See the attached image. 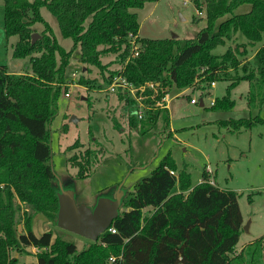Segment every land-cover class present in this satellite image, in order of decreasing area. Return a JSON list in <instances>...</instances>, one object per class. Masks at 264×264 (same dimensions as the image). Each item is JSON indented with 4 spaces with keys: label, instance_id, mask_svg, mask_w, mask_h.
I'll return each instance as SVG.
<instances>
[{
    "label": "trees",
    "instance_id": "16d2710c",
    "mask_svg": "<svg viewBox=\"0 0 264 264\" xmlns=\"http://www.w3.org/2000/svg\"><path fill=\"white\" fill-rule=\"evenodd\" d=\"M149 1L157 0H4L6 35H18L19 39L12 56L30 57L31 72L12 73L8 65L0 63V264H108L111 255L121 256L115 264L264 263V236L237 250L245 222L238 192L210 183L205 170L201 182L192 185L190 171L179 168L170 153L149 176L138 181L135 190L125 192L124 209L111 225L116 233L107 229L98 240L80 249L76 242L51 230L34 231L32 213L57 221L60 177L52 158L51 121L59 111L64 71L75 48L80 47L82 62L102 72L107 66L103 55H117L121 67L106 76L107 84L118 75L137 86L159 83L158 95L146 100L149 104L174 86L180 92L200 82L209 93L212 82L225 79L230 81L227 93L215 99L212 107L232 109L236 101L231 92L241 80L251 84L248 105H264V0H191L206 17L197 36L143 37L140 54L133 57L129 34L140 29L138 12L133 9ZM244 4L250 8L236 12ZM43 6L59 21L62 36L73 38L72 49H65L52 26L43 20ZM37 21L44 22L45 28L33 43ZM236 35L246 40L214 53ZM257 44L252 60L244 62L241 57L250 53L247 48ZM79 81L96 86L95 80L84 75ZM129 100L132 129L143 132L162 125L167 132L168 107L146 108L139 117L136 101ZM113 121L116 127L121 126ZM221 122L238 130L264 123V118L256 113ZM88 152L89 148L86 155ZM78 167L79 176L86 177L84 164ZM21 202L30 209L25 210L24 230L17 227ZM145 209L150 212L144 213ZM32 247H39L38 252ZM21 254H32L34 260L19 261Z\"/></svg>",
    "mask_w": 264,
    "mask_h": 264
},
{
    "label": "rangeland",
    "instance_id": "374dc122",
    "mask_svg": "<svg viewBox=\"0 0 264 264\" xmlns=\"http://www.w3.org/2000/svg\"><path fill=\"white\" fill-rule=\"evenodd\" d=\"M249 8V4H244L236 12H244ZM133 10L138 12L142 36L148 38H167L174 34L182 39L192 38L206 25L205 12L198 11L191 0L149 1L144 7ZM41 15L52 26L59 43L65 49H72L73 38L62 36L59 21L48 6L41 8ZM4 16V0H0V63L8 65L12 73L31 72L30 57L12 56L14 45L19 39L18 35H6ZM33 27L35 32L40 33L45 23L37 21ZM142 36H139L140 40ZM245 40L243 36L236 35L233 40L219 45L213 51L216 54L223 53L229 45L235 48ZM258 46L248 47L250 53L241 59L244 62L251 61ZM102 60L107 64L104 72L81 61L80 47L73 50L61 84L63 90L58 101L59 111L51 121L54 167L64 187L76 192L77 202L93 207L101 197H115L119 188L129 194L135 190L138 181L149 176L164 156L170 153L179 168L186 167L190 171L192 185L202 180L204 167L208 163L215 171L213 177L216 185L238 192V203L245 220L238 251L262 238L264 123L234 130L221 122L222 119H238L256 113L264 118V105L261 108L248 105L250 82L241 80L232 90L231 97L236 101L232 109L215 108L210 102L227 93L229 80L217 81L215 86L209 88V93L200 82L180 92L174 86L169 92L170 126L167 132L162 125L139 132L132 129L128 121L132 109L131 96H121L123 92L110 90V84L105 80L111 70L121 67L117 55L106 53ZM83 75L86 79L95 80L96 86L91 88L81 84L79 80ZM67 90L71 91V95L66 97L64 92ZM193 97L198 99V103L191 102ZM149 103V108L159 106L155 102ZM73 115L76 119L70 120ZM113 119L120 123L119 128ZM64 125H67L66 130ZM77 141L78 146L71 147ZM88 148L90 154L88 152L86 155ZM81 162L88 174L83 178L78 174ZM20 207L17 227L24 230L25 210L30 212V209L23 202ZM148 212L150 210H144V213ZM247 224L248 228L245 229ZM32 226L36 234L51 230L54 235L76 242L80 249L91 241L76 232L63 229L41 213H32ZM261 248L264 256V244ZM18 257L19 261L34 260L32 254ZM108 264H112L110 260Z\"/></svg>",
    "mask_w": 264,
    "mask_h": 264
},
{
    "label": "water",
    "instance_id": "95a60500",
    "mask_svg": "<svg viewBox=\"0 0 264 264\" xmlns=\"http://www.w3.org/2000/svg\"><path fill=\"white\" fill-rule=\"evenodd\" d=\"M40 37V33H32V42L35 43ZM173 37H177L174 34ZM202 105L204 102L200 99ZM76 117L71 116L70 120ZM115 197H101L96 204L89 205L78 203L76 192L73 189H67L59 178V211L57 215V225L70 232H76L90 240L96 241L112 225V222L119 216L121 211V202L125 190L119 188ZM248 228V224L244 226Z\"/></svg>",
    "mask_w": 264,
    "mask_h": 264
},
{
    "label": "built area",
    "instance_id": "2783aa9c",
    "mask_svg": "<svg viewBox=\"0 0 264 264\" xmlns=\"http://www.w3.org/2000/svg\"><path fill=\"white\" fill-rule=\"evenodd\" d=\"M129 40H130V52L132 53L131 55L137 56L140 53L141 50V40L139 39V36L137 33H130L129 34ZM216 82H212L211 85L215 86ZM159 83H154V82H147L143 85H134L133 83L129 82L123 75H118L117 77L114 78V80L112 81V83L109 85V89L112 91H116V93L118 92H123L125 94H128L129 96H131L132 99H134L136 101L137 104V108L135 110V112L138 114L139 117H142V114L144 112V110L146 108L151 107L150 105L147 104L146 99L151 98L154 99L159 91H160V86H158ZM147 88H150L152 90L151 94H148ZM64 95L70 96L71 95V91L67 90L66 92H64ZM169 95L170 93H166L164 97H162L159 100H156L155 103L161 107H168L169 106ZM191 102L193 103H198V99L196 98H192ZM211 105H213L215 102L214 100H211ZM204 170L207 171V173L209 174V182L216 185V182L214 180V170L212 168V166L210 164H206L204 167ZM173 173H175V171L171 170ZM109 230H111L112 232L116 233L117 230L114 227H110ZM33 252H38L39 247H32ZM121 259V256H115V255H111L109 256V260L110 263L115 264L118 260ZM108 260V261H109Z\"/></svg>",
    "mask_w": 264,
    "mask_h": 264
},
{
    "label": "crops",
    "instance_id": "0c3cea01",
    "mask_svg": "<svg viewBox=\"0 0 264 264\" xmlns=\"http://www.w3.org/2000/svg\"><path fill=\"white\" fill-rule=\"evenodd\" d=\"M138 35H139V36H142V34H141V28L139 29ZM142 37H145V36H142ZM215 85H216V83H215ZM214 173H215V171H214ZM200 182H201V181H200ZM243 218H244V217H243Z\"/></svg>",
    "mask_w": 264,
    "mask_h": 264
},
{
    "label": "bare ground",
    "instance_id": "6f19581e",
    "mask_svg": "<svg viewBox=\"0 0 264 264\" xmlns=\"http://www.w3.org/2000/svg\"><path fill=\"white\" fill-rule=\"evenodd\" d=\"M110 227H111V226H110ZM110 227H109V228H110Z\"/></svg>",
    "mask_w": 264,
    "mask_h": 264
}]
</instances>
